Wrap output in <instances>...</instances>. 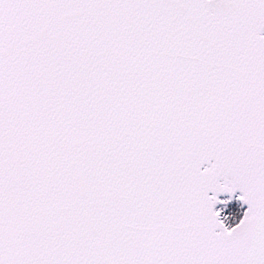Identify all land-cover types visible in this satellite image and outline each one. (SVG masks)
<instances>
[{
  "label": "snow or ice",
  "instance_id": "snow-or-ice-1",
  "mask_svg": "<svg viewBox=\"0 0 264 264\" xmlns=\"http://www.w3.org/2000/svg\"><path fill=\"white\" fill-rule=\"evenodd\" d=\"M0 264H264V0H0Z\"/></svg>",
  "mask_w": 264,
  "mask_h": 264
},
{
  "label": "flooded vegetation",
  "instance_id": "flooded-vegetation-1",
  "mask_svg": "<svg viewBox=\"0 0 264 264\" xmlns=\"http://www.w3.org/2000/svg\"><path fill=\"white\" fill-rule=\"evenodd\" d=\"M234 221H235V219L231 220V221H226V223L229 224V225H232V224H234Z\"/></svg>",
  "mask_w": 264,
  "mask_h": 264
},
{
  "label": "water",
  "instance_id": "water-1",
  "mask_svg": "<svg viewBox=\"0 0 264 264\" xmlns=\"http://www.w3.org/2000/svg\"><path fill=\"white\" fill-rule=\"evenodd\" d=\"M237 194H239V193H237ZM240 203H241V205H242L243 207H247V205H246V204H243L241 201H240Z\"/></svg>",
  "mask_w": 264,
  "mask_h": 264
}]
</instances>
